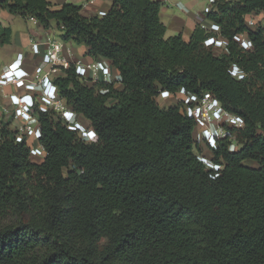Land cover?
<instances>
[{
	"label": "trees",
	"instance_id": "obj_1",
	"mask_svg": "<svg viewBox=\"0 0 264 264\" xmlns=\"http://www.w3.org/2000/svg\"><path fill=\"white\" fill-rule=\"evenodd\" d=\"M111 1L89 17L73 2L0 0L45 29L56 22L64 41L121 75L94 87L72 66L57 78L96 141L40 113L46 155L31 158L9 123L0 125V264H264V26L246 23L264 0H219L206 14L229 40L218 55L216 35L200 24L189 40L166 37L161 0ZM243 32L251 49L233 39ZM11 36L0 22V44ZM182 87L210 91L245 118L233 131L239 148L227 138L210 153L218 172L197 157L194 120L156 99Z\"/></svg>",
	"mask_w": 264,
	"mask_h": 264
},
{
	"label": "built area",
	"instance_id": "obj_2",
	"mask_svg": "<svg viewBox=\"0 0 264 264\" xmlns=\"http://www.w3.org/2000/svg\"><path fill=\"white\" fill-rule=\"evenodd\" d=\"M82 1L84 4L96 2V0ZM218 1L206 0L203 12L208 14ZM98 14L103 16L106 10H99ZM29 20L37 22L34 17ZM246 23L250 27L264 26V12L250 15ZM200 25L205 29L204 24ZM211 39L209 43L212 47H219L223 52H228L227 38L220 36ZM233 39L244 49L253 47V42L246 32L234 35ZM30 51L36 58L31 65L27 63L26 54L18 52L15 58L0 69V125L2 122L9 123L14 131L15 140L26 142L31 158H41L46 155L44 146L39 142L42 137L40 113L52 114L70 130L76 131L85 141H96L97 131L62 96L57 78L73 66L79 78L95 87L96 83L100 82L107 84L121 82L120 73L107 59H92L89 62L72 60L69 56L72 51L65 53V43L55 37H49L43 42L31 39ZM231 73L238 79L245 76V71L236 64L231 67ZM96 89L101 94L109 91L107 86ZM156 99L159 102L161 99L170 100L172 104L180 107L183 114L194 120L193 139L197 157L209 168L218 172L223 167L210 156L212 150L217 149L221 141L228 138L230 150L235 151L239 148L240 144L233 131L245 127V118L227 110L210 91L199 93L184 87L175 93L160 90ZM89 133H93L94 136H90Z\"/></svg>",
	"mask_w": 264,
	"mask_h": 264
},
{
	"label": "crops",
	"instance_id": "obj_3",
	"mask_svg": "<svg viewBox=\"0 0 264 264\" xmlns=\"http://www.w3.org/2000/svg\"><path fill=\"white\" fill-rule=\"evenodd\" d=\"M51 1L55 7L60 6L65 2H73L75 4L81 5L82 10L81 13L85 16H94L98 15L99 10H109L112 6L111 0H96L94 4H84L82 0H49ZM163 5L161 7L160 16L161 20L166 24L167 31L166 37L176 35L178 33H182L183 37L186 40H189L198 24H204L205 29L209 32L215 34V38L220 37L219 34L220 28L218 24L210 20L207 15L203 12L206 2L203 0H161ZM259 14V13H258ZM251 15H254L252 13ZM22 17L19 14H13L9 12L7 9L3 8L0 4V22L4 26H11L12 28V36L10 43L4 44V47L7 48V59L2 69L5 65H7L18 52H24L27 56V63L31 65V62L36 59L32 56L30 51V41L31 39L43 42L49 37H55L59 40H62L65 43V53L68 51H72V54L69 55L70 58L74 61H85L89 62L92 60L91 57L84 55L87 50L85 45H80L81 50H76L72 46L73 41L65 42L60 36V30L58 28V24L53 22V25L50 29H45L38 21L31 22L33 25L37 27V30H29L28 32L15 30L13 25L18 21V18ZM23 18V17H22ZM41 31V32H40ZM15 40L12 42V40ZM212 39L209 40L211 42ZM2 46V47H3ZM215 54L225 53L219 47H213ZM119 86H122L119 84Z\"/></svg>",
	"mask_w": 264,
	"mask_h": 264
},
{
	"label": "rangeland",
	"instance_id": "obj_4",
	"mask_svg": "<svg viewBox=\"0 0 264 264\" xmlns=\"http://www.w3.org/2000/svg\"><path fill=\"white\" fill-rule=\"evenodd\" d=\"M203 2L205 3L206 0H203ZM31 21L29 19H25V18H18V21L15 22L13 25L14 29L17 31H25V32H28L29 30H37V27L35 25H33L32 23H30ZM41 32V31H40ZM15 40L13 39L12 42H14ZM66 42V41H65ZM72 46L76 49V50H81L82 47H80V45H78L77 43H75L74 41L71 43ZM3 45L0 44V68L3 66V64L6 62V59H7V48H9L8 46L7 47H2ZM169 101L168 99H161L160 100V103L161 105H168L169 104ZM112 102V101H111ZM109 104H111L109 102Z\"/></svg>",
	"mask_w": 264,
	"mask_h": 264
},
{
	"label": "snow or ice",
	"instance_id": "obj_5",
	"mask_svg": "<svg viewBox=\"0 0 264 264\" xmlns=\"http://www.w3.org/2000/svg\"><path fill=\"white\" fill-rule=\"evenodd\" d=\"M165 95H167V94L165 93ZM89 135H90V136H94V134H93V133H89Z\"/></svg>",
	"mask_w": 264,
	"mask_h": 264
}]
</instances>
